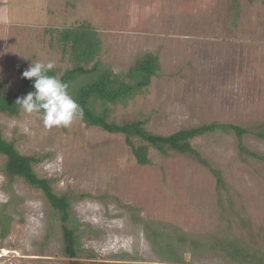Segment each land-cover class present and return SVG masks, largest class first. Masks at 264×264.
<instances>
[{"label": "rangeland", "instance_id": "rangeland-1", "mask_svg": "<svg viewBox=\"0 0 264 264\" xmlns=\"http://www.w3.org/2000/svg\"><path fill=\"white\" fill-rule=\"evenodd\" d=\"M83 22L100 40L95 61L113 71L147 52L160 55L149 90L116 107L111 119L145 120L163 135L233 123L250 130L244 144L264 156L257 134L264 131V0H0V92L20 88L24 64L70 67L46 28ZM0 127L21 153L40 159L35 170L57 193L73 195L87 250L82 259L64 254L61 223L44 193L8 177L0 154V215L10 222L0 236V264H176L156 249L149 225L183 264H242L214 247L227 241L264 254V160L242 152L234 130L193 140L208 165L152 146L150 164L141 165L123 134L78 118L47 128L41 114L22 110L0 113ZM212 168L222 171L224 187Z\"/></svg>", "mask_w": 264, "mask_h": 264}, {"label": "trees", "instance_id": "trees-1", "mask_svg": "<svg viewBox=\"0 0 264 264\" xmlns=\"http://www.w3.org/2000/svg\"><path fill=\"white\" fill-rule=\"evenodd\" d=\"M238 10L240 7L237 8ZM46 32L51 36L50 44L53 46V43L57 44L71 64L65 69L54 66L49 75L68 84L69 94L76 100L83 112L82 117L78 119L82 120L87 127H97L112 134H123L139 164H150L149 151L152 146L165 155L170 151L190 154L208 165V160L195 148L193 140L217 130H234L239 138L240 150L264 160L263 155L251 151L243 142V135L250 130L237 124L212 122L163 135L146 129L145 120L118 122L111 119L116 107L128 105L139 94L149 90L153 77L159 75L162 68L159 53L147 52L137 58L128 70L117 72L95 61L101 44L90 24L83 22L64 28L51 26L46 28ZM30 65L24 64L18 69V79L21 84L18 90L7 89L0 92V113L9 117L19 116L22 109L16 104V100L35 91L33 87L35 78L29 80L22 77L23 71ZM257 134L264 138V131L257 132ZM135 138H140L145 143L137 145ZM0 154L6 158L4 171L8 177L21 178L32 188L44 193L53 210V216L61 223L64 254L71 259H82L83 253L87 250L82 243L81 223L73 210V195L57 193L52 181L41 177L36 172L34 165L40 159L21 153L14 141L5 138L1 127ZM212 171L217 177V183L224 187L222 171L216 168H212ZM4 217L5 215H0V236L8 232L10 224L9 220H4ZM147 233L158 251H167L176 264L184 263L170 240H166L150 225ZM182 239L189 238L182 237ZM214 247H220L229 257L239 263L264 264V254H247V251L234 241L221 243L220 246L215 244ZM88 252L94 257L95 254ZM72 264H81V261L75 260ZM102 264L119 263L103 262Z\"/></svg>", "mask_w": 264, "mask_h": 264}, {"label": "clouds", "instance_id": "clouds-1", "mask_svg": "<svg viewBox=\"0 0 264 264\" xmlns=\"http://www.w3.org/2000/svg\"><path fill=\"white\" fill-rule=\"evenodd\" d=\"M54 62H33L22 73L23 78L33 80L35 91L19 97L16 104L28 114L42 113L45 127H68L76 118L83 115L82 109L68 92V84L49 75L54 68ZM190 259L186 255L185 260Z\"/></svg>", "mask_w": 264, "mask_h": 264}]
</instances>
